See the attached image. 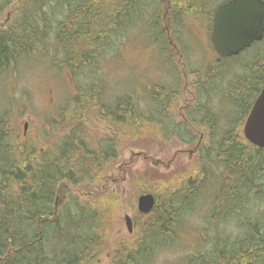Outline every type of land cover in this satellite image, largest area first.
Here are the masks:
<instances>
[{
  "label": "rangeland",
  "instance_id": "374dc122",
  "mask_svg": "<svg viewBox=\"0 0 264 264\" xmlns=\"http://www.w3.org/2000/svg\"><path fill=\"white\" fill-rule=\"evenodd\" d=\"M223 1L206 3L201 14L184 25L161 20L166 44L155 37L156 19L152 15L134 17L121 36L101 48L97 58L90 57L80 67L74 65L75 71L63 63L52 33L40 40L29 57L0 75V122H5L4 128L20 144L38 155L57 150L74 132L94 147L109 143L110 151L116 152L113 165L100 179L64 186L84 206L92 202L101 206L95 250L91 256L81 255L79 264H116L124 254L119 252L118 256L114 250L143 244L139 231L157 210L173 218L174 234L172 238L148 241L143 246L147 250L141 264H186L184 256L191 251L199 249V257L212 253L219 237H236L242 231L238 222L253 216L250 205L244 210L246 216L231 217L223 224L220 219L219 223L213 221V196L223 171L210 163L202 169L200 164L199 146L213 133L219 137L225 128L224 116L231 104L224 96L243 75L251 55L248 50L237 59L217 62L209 25L214 8ZM5 2L0 0V7L4 5L0 28L14 19L20 0ZM161 87L172 93L165 104L172 113V124L167 114L157 113L154 103ZM118 98L127 99V111L133 109L127 124L111 114ZM197 98L202 108L199 115L192 110ZM186 103L188 106L183 107ZM63 115L65 119H61ZM184 115L190 119L199 116L203 127L199 126L197 145L182 142L187 132L181 127ZM187 135L198 138L191 128ZM207 170L214 175H203ZM199 184L204 185L203 190ZM183 187H189L183 201L177 197L168 207L166 202L173 196L185 194L180 191ZM148 192L156 196L158 206L140 217L138 196ZM125 214L135 222L131 236L127 234ZM231 226L238 231H232Z\"/></svg>",
  "mask_w": 264,
  "mask_h": 264
},
{
  "label": "trees",
  "instance_id": "16d2710c",
  "mask_svg": "<svg viewBox=\"0 0 264 264\" xmlns=\"http://www.w3.org/2000/svg\"><path fill=\"white\" fill-rule=\"evenodd\" d=\"M211 1L20 0L14 19L0 28V75L29 57L40 40L52 33L62 52L63 63L75 71L90 57L97 58L102 47L109 46L128 29L134 17H141L143 13L156 19L155 37L162 38L161 43L166 44V29L161 26V20L170 25H184L187 20L197 18ZM3 10L4 5L0 7V14ZM212 18L213 13L209 38ZM248 50L251 55L243 67V75L223 95L231 104L224 116L225 128L219 137L215 138L213 133L203 141L199 155L202 169L210 163L223 171L221 181H216L213 221L219 223L220 219L223 224L231 217L246 216L244 210L250 205L253 216L243 217L242 223L239 221L242 231L236 237H219L213 252L199 257V264H264V148L252 145L242 134V124L264 85V37L236 56L217 55V62L237 59ZM160 89L154 103L157 113L165 116V104L172 93L166 87ZM127 102L118 98L111 110L113 117L124 124L133 110L130 107L127 111ZM4 123L0 122V264H78L77 259L84 250H95L98 236L95 227L101 206L97 202L84 206L64 186L100 179L113 165L116 152L110 151L109 143L94 147L72 132L57 150L49 149L37 155L14 140ZM199 126L203 127L200 123ZM204 173L206 177L214 175L208 170ZM200 187L204 189V185L199 184ZM188 189L183 187L180 191L183 194ZM186 194H176L166 202L167 206L172 207L169 202L177 197L182 200ZM157 211L139 231L143 235V244H137L139 249H145L143 246L152 238H172L174 234L173 218H168L165 211ZM56 248L59 261L58 255L54 256Z\"/></svg>",
  "mask_w": 264,
  "mask_h": 264
},
{
  "label": "water",
  "instance_id": "95a60500",
  "mask_svg": "<svg viewBox=\"0 0 264 264\" xmlns=\"http://www.w3.org/2000/svg\"><path fill=\"white\" fill-rule=\"evenodd\" d=\"M236 19L246 26L234 30ZM264 37V0H227L213 10L210 39L217 55L223 58L236 56ZM244 138L252 145L264 148V85L256 96L242 126ZM154 206L150 193L138 197L137 208L142 213ZM125 225L131 230V218L125 216Z\"/></svg>",
  "mask_w": 264,
  "mask_h": 264
},
{
  "label": "flooded vegetation",
  "instance_id": "af4514ba",
  "mask_svg": "<svg viewBox=\"0 0 264 264\" xmlns=\"http://www.w3.org/2000/svg\"><path fill=\"white\" fill-rule=\"evenodd\" d=\"M199 89V88H198ZM172 95V94H171ZM171 95H170V98H172L171 97ZM170 105V104H169ZM188 106V104L186 103V105L185 106H183V107H187ZM194 109V111L193 112H195L196 113V115H199V102H198V98H197V100H196V102H195V104L193 105V108H192V110ZM167 110V109H166ZM187 114H188V112H187ZM167 115L169 116L168 117V119H171V122H170V124H172V113H171V111L170 110H167ZM184 122V123H183ZM183 122H182V125L183 126H181L182 128H185L186 130H187V132H185V135L183 136V140H182V142H184V143H186V144H190V143H196V145L197 144H199V116L197 117L196 116V118H187V117H185V115H184V119H183ZM178 123H181V122H178ZM195 124H196V126H195ZM190 128L192 129V130H194V132L195 133H197L198 134V138L197 137H194V136H191V135H187V134H189L190 133ZM176 137V136H175ZM195 151V150H194ZM148 193H150V192H148ZM143 194V193H142ZM150 194H152L153 195V198H154V206L155 205H157V202H156V196L153 194V193H150ZM141 195V194H140ZM139 195V196H140ZM138 196V197H139ZM154 206H153V208H154ZM140 213V217H142L141 215H145L144 213H142V212H139ZM127 214H125V216H126ZM125 216H124V218H125ZM130 217V216H129ZM131 218V230L129 231L128 230V228H127V234H128V236H131V235H133L134 234V232H135V222H134V220L132 219V217H130ZM136 238V237H135ZM147 249H139V248H132V249H115L114 250V253H116V254H118V256H120V253H122V255L124 254V256H123V258H122V256L121 257H118V260H115V263H117V264H141L143 261H144V259H145V251H146ZM92 251H94L93 249H86V250H84V252L82 253V256H91V252ZM120 252V253H119ZM59 256V258H58V260L57 261H59V259H60V255H58ZM199 249H197V250H194V251H191V252H189L187 255H185L184 256V259H185V263L186 264H199ZM114 257H117L116 255H114ZM120 258H122L121 260H120ZM77 261H78V264L79 263H81L82 261H83V258L82 257H79L78 259H77ZM152 261V260H151ZM141 262V263H140ZM146 264H148V263H146Z\"/></svg>",
  "mask_w": 264,
  "mask_h": 264
},
{
  "label": "snow or ice",
  "instance_id": "6c2138e0",
  "mask_svg": "<svg viewBox=\"0 0 264 264\" xmlns=\"http://www.w3.org/2000/svg\"><path fill=\"white\" fill-rule=\"evenodd\" d=\"M246 26V21L242 19H236L234 22V30L239 31L242 30Z\"/></svg>",
  "mask_w": 264,
  "mask_h": 264
},
{
  "label": "clouds",
  "instance_id": "9594fccd",
  "mask_svg": "<svg viewBox=\"0 0 264 264\" xmlns=\"http://www.w3.org/2000/svg\"><path fill=\"white\" fill-rule=\"evenodd\" d=\"M231 230L234 231V232L238 231V229L235 226H231Z\"/></svg>",
  "mask_w": 264,
  "mask_h": 264
},
{
  "label": "bare ground",
  "instance_id": "6f19581e",
  "mask_svg": "<svg viewBox=\"0 0 264 264\" xmlns=\"http://www.w3.org/2000/svg\"><path fill=\"white\" fill-rule=\"evenodd\" d=\"M83 84H84V83H83ZM207 192H208V191H207ZM197 198H198V197H197ZM239 223H240V222H239ZM239 223H238V224H239ZM184 224H185V223H184ZM237 226H238V225H237ZM59 253H60V251H59ZM121 254H122V253H121ZM123 256H124V255H123ZM123 256H122V257H123ZM57 257H58V256H57ZM150 257H151V256H150ZM121 259H122V258H120V260H121ZM140 263H141V262H140ZM116 264H117V263H116Z\"/></svg>",
  "mask_w": 264,
  "mask_h": 264
}]
</instances>
